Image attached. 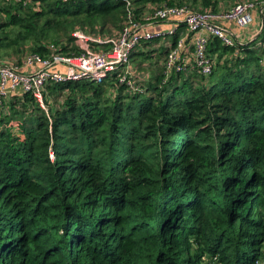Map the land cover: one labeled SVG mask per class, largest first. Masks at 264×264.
Returning <instances> with one entry per match:
<instances>
[{
  "label": "trees",
  "instance_id": "obj_1",
  "mask_svg": "<svg viewBox=\"0 0 264 264\" xmlns=\"http://www.w3.org/2000/svg\"><path fill=\"white\" fill-rule=\"evenodd\" d=\"M236 1L0 0V57L20 65L29 53L78 54L73 30L114 37L130 10L142 20L162 5ZM175 40L131 51L135 89L118 68L48 81L45 107L27 91L2 100L0 264L263 258L264 28L244 43L210 35L207 75L191 62L165 73Z\"/></svg>",
  "mask_w": 264,
  "mask_h": 264
},
{
  "label": "built area",
  "instance_id": "obj_2",
  "mask_svg": "<svg viewBox=\"0 0 264 264\" xmlns=\"http://www.w3.org/2000/svg\"><path fill=\"white\" fill-rule=\"evenodd\" d=\"M255 11L261 17L264 28V5L259 7L255 1L240 0L213 10H197L188 5H162L145 13L142 20L131 15L130 10L121 30L114 37L104 39L91 37L75 29L72 34L82 49L78 54L52 52L42 56L29 53L20 65L12 59L0 57V105L11 93L27 91L45 107L42 94L48 81L100 79L118 68V79L126 80L135 89L131 80V51L141 41L170 39L174 35L175 43L164 61L165 73L168 75L173 68L186 69V65L191 62L199 72L207 75L214 67V60L207 55L209 36H218L226 44L244 43L245 40L233 36L223 23L232 22L241 29L248 27L254 20ZM160 22L167 26L157 27ZM89 39L107 42L109 47H91ZM50 48H53V44H50ZM31 66L35 69L22 70ZM262 257L258 258L257 264L264 262ZM205 264L219 263L213 259Z\"/></svg>",
  "mask_w": 264,
  "mask_h": 264
},
{
  "label": "crops",
  "instance_id": "obj_3",
  "mask_svg": "<svg viewBox=\"0 0 264 264\" xmlns=\"http://www.w3.org/2000/svg\"><path fill=\"white\" fill-rule=\"evenodd\" d=\"M254 20L253 22L245 28H239L237 27L234 23L232 22H224L223 24L232 32V35L235 36L236 38H242L243 40H245V42L253 39L254 37H257L260 34V31L263 29V26L261 24V17L258 15V13H256V11L254 12ZM167 26L166 23L160 22L158 23L159 28H163ZM183 26L181 25L180 29H182ZM169 38L163 39L161 40V42L166 43L168 42ZM158 44V41H157ZM132 62V61H131ZM35 67L31 66V67H25L22 68L23 71L26 70H34Z\"/></svg>",
  "mask_w": 264,
  "mask_h": 264
},
{
  "label": "rangeland",
  "instance_id": "obj_4",
  "mask_svg": "<svg viewBox=\"0 0 264 264\" xmlns=\"http://www.w3.org/2000/svg\"><path fill=\"white\" fill-rule=\"evenodd\" d=\"M240 1V0H239ZM231 2V1H230ZM92 37V36H91ZM95 37H97V36H95ZM144 47L146 48V46L144 45ZM148 49V48H147ZM152 61H154V60H156V58L155 59H153L152 57L150 58ZM146 67L144 66L143 68H137L136 67V69H137V71H139V72H144V69H145ZM150 70V73H152V70L151 69H149ZM146 71H148V70H146ZM42 98H43V94H42Z\"/></svg>",
  "mask_w": 264,
  "mask_h": 264
}]
</instances>
